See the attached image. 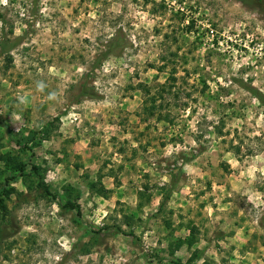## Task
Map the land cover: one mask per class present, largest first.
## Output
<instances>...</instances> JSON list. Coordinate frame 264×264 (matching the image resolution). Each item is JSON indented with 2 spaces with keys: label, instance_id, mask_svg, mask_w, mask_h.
I'll list each match as a JSON object with an SVG mask.
<instances>
[{
  "label": "rangeland",
  "instance_id": "obj_1",
  "mask_svg": "<svg viewBox=\"0 0 264 264\" xmlns=\"http://www.w3.org/2000/svg\"><path fill=\"white\" fill-rule=\"evenodd\" d=\"M0 198V264H264V0H0Z\"/></svg>",
  "mask_w": 264,
  "mask_h": 264
},
{
  "label": "trees",
  "instance_id": "obj_2",
  "mask_svg": "<svg viewBox=\"0 0 264 264\" xmlns=\"http://www.w3.org/2000/svg\"><path fill=\"white\" fill-rule=\"evenodd\" d=\"M32 169H33V171H36V167H35V166H32ZM23 171H24V168L21 167V168L19 169V173H18V175L20 176V175L23 173ZM16 177H17V176H13L11 179H12V180H15ZM37 185H38V187H39L40 189H42V191H43V193H44V195H45L46 197H50V198L55 199V196H52V195L50 194V192L48 191L47 187L43 184V182H42L41 179L39 180V182H38ZM170 192H171V191H169V190H166V191H165V195H164L163 200H167V199L169 198V196H170ZM0 202H1V198H0ZM67 207H68L69 209H71V210L76 209V210H77V214L80 215L79 207H78L76 204H71V205H69V206H67Z\"/></svg>",
  "mask_w": 264,
  "mask_h": 264
}]
</instances>
